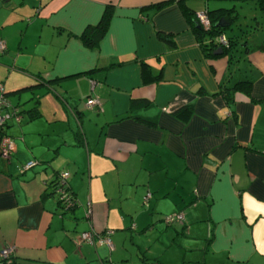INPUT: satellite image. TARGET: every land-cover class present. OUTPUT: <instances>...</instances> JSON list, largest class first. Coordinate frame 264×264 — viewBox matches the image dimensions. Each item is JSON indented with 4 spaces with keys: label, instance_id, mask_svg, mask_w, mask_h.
I'll use <instances>...</instances> for the list:
<instances>
[{
    "label": "crops",
    "instance_id": "1",
    "mask_svg": "<svg viewBox=\"0 0 264 264\" xmlns=\"http://www.w3.org/2000/svg\"><path fill=\"white\" fill-rule=\"evenodd\" d=\"M154 1L0 0V86L19 111L4 124L14 150L0 156L11 264H264V9L186 0L232 7L234 32L256 25L224 76L226 56L203 54L176 0L142 7ZM105 4V32L88 46L79 34ZM236 79L249 93L226 96L221 82ZM57 171L72 208L48 184ZM175 211L182 222L163 220ZM107 228L110 244L75 238Z\"/></svg>",
    "mask_w": 264,
    "mask_h": 264
},
{
    "label": "trees",
    "instance_id": "2",
    "mask_svg": "<svg viewBox=\"0 0 264 264\" xmlns=\"http://www.w3.org/2000/svg\"><path fill=\"white\" fill-rule=\"evenodd\" d=\"M167 2L168 0H157L142 5V7L149 6L151 8L157 9ZM176 2L181 8L183 14L186 16V19L191 26V29L195 35L197 43L199 44L203 54L209 57H216L219 55L226 56V68H225L224 76L229 75L231 71V67H233L234 63L238 60L240 53L245 52L247 48V42H246L247 34L252 29H254L256 25H252L248 28L246 26L244 27L238 26L237 27L238 31L234 32L232 31V26H231L232 16L230 15V13L233 11L232 7H212V8L203 7L194 10L191 9L186 4V0H176ZM257 2L258 5L262 9H264V0H257ZM111 9L112 7L110 4H105L99 19L95 23L87 24L83 28V30L79 34V37L84 44L88 46H93L97 42V40L103 35L106 29L108 19L111 15ZM197 11H203L206 14L208 18V24L205 25L198 20V18L196 17ZM223 15L227 16L226 24L218 23L220 22L219 21L220 17ZM226 29L228 30L227 33H225ZM220 36H222V38H220ZM217 47L220 48V51L216 52L215 50ZM141 75L145 80L154 78L153 75L150 74V70L146 66L142 67ZM234 89H243L246 93H249V89H250L249 79H236L229 85H226L224 84V82H221V91L226 96L228 95L229 91H232ZM179 109L180 107L177 108L176 111H178ZM2 131L5 132L4 125L2 126ZM60 172L62 171H57L56 174L53 176V178L48 182V184L51 185V190L56 197L58 205L63 207V209L72 208L78 203V201L74 196V194L72 193V191L68 188L66 183V177L60 179L59 177ZM58 187L63 190V193L60 192L58 193L56 191ZM104 230L101 231L103 232ZM106 230H110V232L108 233L109 236L112 230L110 228H107ZM101 231H99L98 233H101ZM12 261H13L12 256L8 260H2L0 258V264H11ZM153 261H154L153 264H162V262L158 260H153ZM54 264H65V263H54ZM145 264H151V263L147 261Z\"/></svg>",
    "mask_w": 264,
    "mask_h": 264
},
{
    "label": "built area",
    "instance_id": "3",
    "mask_svg": "<svg viewBox=\"0 0 264 264\" xmlns=\"http://www.w3.org/2000/svg\"><path fill=\"white\" fill-rule=\"evenodd\" d=\"M196 17L198 20L203 23V24H208V18L206 14L203 11H197L196 12ZM222 38V36H220ZM4 46L3 41L0 40V48ZM85 105L88 107H92L94 105H99V102L97 98L92 97V96H87L85 98ZM9 106V102L7 97L3 94L2 87L0 86V156L7 158L11 155L12 151L14 150V143L10 136L2 131V126L5 124L7 121L8 117H13L16 120L19 119V113L17 111L16 106H10L11 109L7 110L6 108ZM36 163V160L34 159H29L26 160L20 167L21 169H27L31 166H33ZM67 175V171H62L59 173L60 179L65 178ZM56 191L59 193H63V190L58 187ZM149 195V192H146L145 197ZM183 219V214L181 211H175L169 214H165L163 216V220L165 222H182ZM110 230H104L101 233H98L97 231H92V230H85L81 231L76 235V239L79 241H84L87 243H107L110 244V239L108 236V233ZM14 246L12 244H5L0 248V258L2 260H8L13 253Z\"/></svg>",
    "mask_w": 264,
    "mask_h": 264
},
{
    "label": "rangeland",
    "instance_id": "4",
    "mask_svg": "<svg viewBox=\"0 0 264 264\" xmlns=\"http://www.w3.org/2000/svg\"><path fill=\"white\" fill-rule=\"evenodd\" d=\"M183 239H187V240L189 241L190 244H197L198 241H199V240L196 239V238H190V237H183ZM170 248H171V247H169V246H165V255L169 252ZM193 251H195V250H193ZM190 253H193V252H190ZM187 255H188V253H187ZM179 260H180V259H179Z\"/></svg>",
    "mask_w": 264,
    "mask_h": 264
},
{
    "label": "water",
    "instance_id": "5",
    "mask_svg": "<svg viewBox=\"0 0 264 264\" xmlns=\"http://www.w3.org/2000/svg\"><path fill=\"white\" fill-rule=\"evenodd\" d=\"M219 21H220V22H218V23H220V24H224V23L226 24V22H227V16H226V15L221 16L220 19H219ZM215 51H216V52H217V51H220V48L217 47ZM9 157H10V156H9ZM7 158H8V157H7Z\"/></svg>",
    "mask_w": 264,
    "mask_h": 264
}]
</instances>
